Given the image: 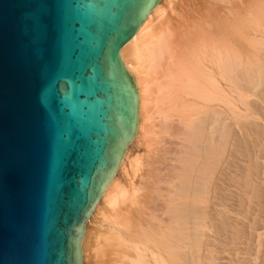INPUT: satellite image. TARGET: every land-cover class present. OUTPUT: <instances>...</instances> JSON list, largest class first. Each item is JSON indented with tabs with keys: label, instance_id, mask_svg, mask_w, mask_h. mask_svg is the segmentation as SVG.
Instances as JSON below:
<instances>
[{
	"label": "bare ground",
	"instance_id": "bare-ground-1",
	"mask_svg": "<svg viewBox=\"0 0 264 264\" xmlns=\"http://www.w3.org/2000/svg\"><path fill=\"white\" fill-rule=\"evenodd\" d=\"M195 1L163 0L122 49L139 93L134 141L147 134L152 146L171 123L182 126L175 128L183 151L177 154L175 174L164 181L139 173L137 182L134 173L133 180L121 184L128 165L136 172L145 164L131 163L129 147L87 224L84 264H264V93L257 94L264 87V63L255 47L264 42V25L257 22L263 28L257 32L253 23L259 16L264 21V11L258 13L260 5L254 15L248 0L252 9L229 8L239 22L228 24L224 14L226 26L223 10L212 7L219 17ZM254 97L262 106L249 102ZM223 104L233 115H225ZM157 116L165 133L156 131L163 125L156 126ZM141 202L148 211L136 214ZM94 220L103 226L93 232V249Z\"/></svg>",
	"mask_w": 264,
	"mask_h": 264
},
{
	"label": "water",
	"instance_id": "water-1",
	"mask_svg": "<svg viewBox=\"0 0 264 264\" xmlns=\"http://www.w3.org/2000/svg\"><path fill=\"white\" fill-rule=\"evenodd\" d=\"M162 1L0 0V264H84L138 132L122 49Z\"/></svg>",
	"mask_w": 264,
	"mask_h": 264
},
{
	"label": "rangeland",
	"instance_id": "rangeland-1",
	"mask_svg": "<svg viewBox=\"0 0 264 264\" xmlns=\"http://www.w3.org/2000/svg\"><path fill=\"white\" fill-rule=\"evenodd\" d=\"M199 1V2H198ZM209 1H210V3H209ZM215 1V2H214ZM228 2L226 5L224 4V3H226V2ZM230 1H232V0H224V1H222V0H205V2H204V0L202 1V0H196L195 2H197L198 4L200 3H202V4H206L207 6H209V8H211V9H217V6H218V9H221V11L222 12H220V10H219V12H220V14L221 13H223L222 14V17L224 16V14H225V16H226V18H227V20L229 21L228 22V24H230V25H236L237 24V22H239V21H237L238 20V17L237 18H235L234 19V17H233V15L231 16V12H234V11H239V10H241V11H245V10H243V9H245L247 6L248 7H250L251 5H252V7H254V9H253V11H254V15L255 14H257L258 15V13H260L261 12V10H263L264 11V1L263 0H252V3H251V0H250V3H251V5H250V3H248V0H233L231 3H230ZM256 1V2H255ZM258 1V2H257ZM178 2V1H177ZM211 2H213V3H211ZM219 2V3H218ZM224 2V3H223ZM220 3H223V5L221 4L220 5ZM237 3V5H235ZM239 3V4H238ZM246 3V4H245ZM248 3V4H247ZM257 4V6H256V4ZM262 3V4H261ZM233 5V7H232V5ZM212 5V6H211ZM214 5V6H213ZM215 5H216V7H215ZM247 5V6H246ZM250 5V6H249ZM253 5H255V6H253ZM260 5H261V8H260ZM212 7H214V8H212ZM222 7H223V9H222ZM227 7H228V9H227ZM252 7H250L251 9H252ZM224 8H226V9H224ZM229 8H230V11L231 12H228L229 11ZM232 8H236L235 10H233ZM259 8H260V11H259ZM215 9H214V11H215ZM238 9V10H237ZM255 9L257 10V11H255ZM226 10V11H225ZM233 10V11H232ZM252 11V10H251ZM252 11V12H253ZM259 11V12H258ZM263 11L261 12V14L263 13ZM216 13L218 12V10H216L215 11ZM258 12V13H257ZM230 13V14H229ZM261 14H259V15H261ZM216 15V14H215ZM255 16L254 18H256V17H258V16ZM216 16H219V17H221L220 15H219V13H217V15ZM225 16L222 18L223 20H224V18H225ZM245 16V15H244ZM260 17V18H259ZM258 18L260 19H258V18H256V22H253V23H255L256 25L258 24V27H255L256 25L255 24H253V25H255L254 27L255 28H261V26H260V24H262L263 23V25H264V21L263 22H261V16H259ZM263 17V16H262ZM254 18H253V21H254ZM232 19H234V20H236V21H233ZM223 20H222V22H223ZM227 20L225 19L224 20V24L223 25H225L226 23L225 22H227ZM232 22H234V23H232ZM257 22H259V23H257ZM228 24H226V26L228 25ZM252 25V26H253ZM229 26V25H228ZM253 28V27H252ZM255 28H253V29H255ZM259 28V29H260ZM245 29V28H244ZM257 29H255V30H257ZM257 30V32L258 31H260V30H262L263 28H261L260 30ZM246 30H244L243 32H245ZM256 35H258V33L256 34ZM257 38H261L259 35L258 36H256ZM262 39V38H261ZM257 40V39H256ZM264 40V39H263ZM258 41V40H257ZM256 41V42H257ZM256 42H254V43H256ZM259 42V41H258ZM257 42V43H258ZM261 42V43H260ZM260 42L258 43V44H263L262 43V41L260 40ZM258 44H255V47H256V52H258V54H259V56H261L260 57V59H261V64H262V62L264 63V59H263V56H264V48L263 47H258ZM261 46V45H260ZM262 46H264V45H262ZM260 48V49H259ZM262 49V50H261ZM263 52V53H262ZM259 56L257 55V57L259 58ZM264 81V80H263ZM264 84H262V86H263ZM250 86V85H249ZM251 88V87H250ZM260 89H262V90H257L258 91V93L257 94H260L261 93V91H262V93H264L263 91H264V87L263 88H260ZM251 90L252 91H255V89L252 87L251 88ZM250 89H249V91H251ZM260 92V93H259ZM262 93L260 94V95H262ZM264 95V94H263ZM261 97V96H260ZM262 97H264V96H262ZM251 99V100H250ZM248 101L249 102H253V103H255V104H258V106H262V104H260L259 103V99H257L256 100V97H254V98H250ZM256 101V102H255ZM258 101V102H257ZM237 102V103H236ZM235 103L239 106L240 105V107H241V111H243V112H245L246 113V111L244 110V107H242L241 106V104H239L240 103V101H236ZM239 102V103H238ZM261 102V101H260ZM262 103V102H261ZM229 108V106L226 104V107L224 106V104H223V106H222V110H225L224 111V113H225V115H233V109H231L232 110V113H231V111L228 109ZM228 109V110H227ZM240 109V108H239ZM243 109V110H242ZM227 110V111H226ZM228 111H230L229 113H228ZM242 113V112H241ZM264 113V112H263ZM262 113V114H263ZM242 114H244V113H242ZM261 114V115H262ZM262 116H260L259 118H261ZM262 118H264V116L262 117ZM252 119V116L250 117V120ZM156 120H158V121H156V126L158 127L159 126V124H163V125H160V126H162V127H160L159 126V128H156V131L157 132H159V134L160 133H165V132H162L163 130H164V123L163 122H161V121H163V119L161 120V118L159 117V116H157L156 117ZM252 121H253V119H252ZM261 122V121H260ZM159 123V124H158ZM171 123V122H170ZM175 123H177V122H174V124ZM259 123V122H258ZM172 125H170V128H171V126H172V132H169V130H170V128L168 129V132H169V134H168V132L167 133H165L166 135H163V134H160V136H159V138L156 140V141H154V142H152L151 144H152V146L150 145V143H148L149 142V140H150V136H147V134L145 135H142V138L140 139V140H137V141H134L133 143H132V145L130 146V149H131V151L133 150V157H132V159H131V163H135V162H137V161H140V162H142L141 163V167H142V164L143 163H145V164H143V167L142 168H144L145 167V165H146V162H147V169H142L141 168V170H136V172H134V170L133 169H131L130 168V166L128 165V169L126 170L127 172H123L122 173V175H121V184H123V185H126L129 181H131V180H133V176L136 174V179H134V181H137V182H140L141 180H142V177H141V175H139V173H143V175H144V173H145V178H149V177H152L151 175H154V176H156L157 178V180H164V181H170L171 180V178L173 177V175L175 174V169H176V167H177V164H179V159H180V155L182 154V147H181V149L179 150V148H180V146H182V142H181V140H179L178 138H176L177 137V134H175V128L176 129H178V130H180L181 128H182V126L180 125V124H173V123H171ZM164 126V127H163ZM174 126V127H173ZM177 126V127H176ZM181 126V127H180ZM162 130V131H161ZM176 135V136H175ZM144 136V137H143ZM172 136H175V138L173 137L172 138ZM161 137V138H160ZM147 138H148V140H147ZM164 140V141H163ZM176 140H178V141H176ZM148 141V142H147ZM147 143H148V145H147ZM156 144V145H155ZM134 145V146H133ZM178 146H179V148H178ZM153 147V148H152ZM150 148V149H149ZM182 151V152H181ZM180 152V153H179ZM180 154L179 156L177 155V154ZM176 155V156H175ZM142 160V161H141ZM145 161V162H144ZM139 162V163H140ZM130 163V164H131ZM140 165V164H139ZM150 165H151V170H150ZM145 167V168H146ZM138 168V167H137ZM130 169V170H129ZM145 170V171H144ZM148 170V171H147ZM133 171V172H132ZM155 171V172H154ZM150 172H151V174H150ZM135 173V174H134ZM132 174V175H131ZM134 174V175H133ZM138 174V175H137ZM167 174V175H166ZM165 175V176H164ZM123 176V177H122ZM161 176V177H160ZM163 176V177H162ZM129 177V178H128ZM133 177V178H132ZM138 177V178H137ZM165 177V178H164ZM131 178V179H130ZM141 180H140V179ZM163 178V179H162ZM169 178H170V180H169ZM166 179V180H165ZM152 181V180H151ZM163 188H167L168 187V185L167 184H163L162 183V185H161ZM142 194H144V193H142ZM157 196V197H156ZM158 199V200H157ZM160 199V200H159ZM154 200H155V203H157V201H158V206L160 207V204H159V202L161 203L162 201H161V198H158V194H156L155 196H154ZM157 200V201H156ZM148 202H150V201H148ZM141 206V207H140ZM142 206H143V208H142ZM140 207V208H139ZM148 207H149V205H147L146 203L144 204V203H142L141 202V205H139L138 207H137V209L136 210H134V212L137 214V211H139V212H144V210H145V212L146 211H148ZM150 207H151V205H150ZM159 207H157L158 209H160ZM142 211H141V210ZM100 218V217H99ZM99 218H98V220H99ZM96 220H97V218H96ZM96 220H94L95 222H96ZM101 221H103L102 220V217L100 218V220L98 221V223L100 224V222ZM95 222H93V223H91V225H90V231H91V229H92V233L93 232H96V229H100V231L102 230V226H103V222L101 223V228H100V226H96V225H98L97 224V222L95 223ZM98 229V230H99ZM97 230V232H99ZM96 232V233H97ZM95 243H96V235H95V233H93L92 234V239H91V242H90V244L93 246V249H94V245H95Z\"/></svg>",
	"mask_w": 264,
	"mask_h": 264
},
{
	"label": "snow or ice",
	"instance_id": "snow-or-ice-1",
	"mask_svg": "<svg viewBox=\"0 0 264 264\" xmlns=\"http://www.w3.org/2000/svg\"><path fill=\"white\" fill-rule=\"evenodd\" d=\"M37 8L43 7L42 5H36ZM33 24L36 29L37 35L42 36L46 33V27L39 14L33 17Z\"/></svg>",
	"mask_w": 264,
	"mask_h": 264
}]
</instances>
